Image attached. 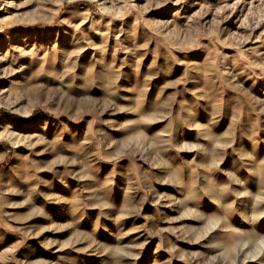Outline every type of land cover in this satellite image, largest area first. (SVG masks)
Wrapping results in <instances>:
<instances>
[{
	"label": "rangeland",
	"instance_id": "374dc122",
	"mask_svg": "<svg viewBox=\"0 0 264 264\" xmlns=\"http://www.w3.org/2000/svg\"><path fill=\"white\" fill-rule=\"evenodd\" d=\"M0 264H264V0H0Z\"/></svg>",
	"mask_w": 264,
	"mask_h": 264
}]
</instances>
